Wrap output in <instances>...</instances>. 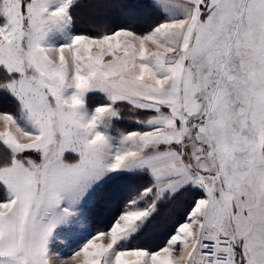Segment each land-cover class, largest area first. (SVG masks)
Segmentation results:
<instances>
[{"label": "snow or ice", "instance_id": "6c2138e0", "mask_svg": "<svg viewBox=\"0 0 264 264\" xmlns=\"http://www.w3.org/2000/svg\"><path fill=\"white\" fill-rule=\"evenodd\" d=\"M68 261L264 264V0H0V264Z\"/></svg>", "mask_w": 264, "mask_h": 264}, {"label": "trees", "instance_id": "16d2710c", "mask_svg": "<svg viewBox=\"0 0 264 264\" xmlns=\"http://www.w3.org/2000/svg\"><path fill=\"white\" fill-rule=\"evenodd\" d=\"M122 2H129V0H122ZM132 2H140L146 3L147 0H132ZM98 11V12H97ZM99 13V14H96ZM103 13V14H102ZM118 15H115L117 14ZM114 14V15H113ZM158 17L156 16L155 12L150 8L142 9V16L140 18V25L141 28H146L149 24L155 21ZM124 18L120 16L118 9H107V8H97L95 10L89 9H82L79 13V17L76 21L75 30L77 32H84V31H95L97 26L103 25L106 26V29H110L115 27L116 24L124 23ZM100 102V97L96 96L93 97L90 101V104L95 105ZM2 107L11 108L12 105H3ZM127 120L124 124L120 125L121 128L127 126ZM182 212V209L176 208V206L171 208H165L162 210L161 216L159 217L157 223L150 229L148 233V238L150 236H154V239H162L167 233V226L171 223V220L178 216ZM105 227L104 223H95L94 230L99 228L102 229ZM165 234V235H164ZM164 235V236H163ZM154 244V240L150 239Z\"/></svg>", "mask_w": 264, "mask_h": 264}, {"label": "crops", "instance_id": "0c3cea01", "mask_svg": "<svg viewBox=\"0 0 264 264\" xmlns=\"http://www.w3.org/2000/svg\"><path fill=\"white\" fill-rule=\"evenodd\" d=\"M176 208H179V207H176ZM170 224V223H169ZM169 224H168V226H169ZM168 226H167V230H168ZM165 235V234H164ZM163 235V236H164ZM150 239H152V240H154V242H155V244H159V243H161L162 241V239H154V236H150ZM68 264H75V262H70V261H68Z\"/></svg>", "mask_w": 264, "mask_h": 264}, {"label": "rangeland", "instance_id": "374dc122", "mask_svg": "<svg viewBox=\"0 0 264 264\" xmlns=\"http://www.w3.org/2000/svg\"><path fill=\"white\" fill-rule=\"evenodd\" d=\"M98 12V11H97ZM96 14H99V13H96ZM103 14V13H102ZM100 15V14H99ZM114 15V14H113ZM115 15H118V13L117 14H115ZM138 27H140V25H138ZM70 262H73V261H70Z\"/></svg>", "mask_w": 264, "mask_h": 264}]
</instances>
